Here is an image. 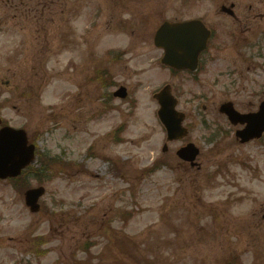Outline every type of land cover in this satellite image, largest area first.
<instances>
[{
    "label": "rangeland",
    "instance_id": "rangeland-1",
    "mask_svg": "<svg viewBox=\"0 0 264 264\" xmlns=\"http://www.w3.org/2000/svg\"><path fill=\"white\" fill-rule=\"evenodd\" d=\"M223 1L237 3L236 23L217 17ZM194 16L217 28L222 44L215 42L210 49L217 59L210 66L212 74L205 76L209 81L212 76L211 83L204 79L202 88L192 82L182 87L179 110L193 111L196 103L186 101H197L200 89L207 92L210 107L199 118H187L185 123H194L188 138L169 143L162 152L165 135L154 117L157 105L150 93L167 80L170 84L177 80L156 65L160 52L150 33L164 19ZM116 19L128 22L123 33L114 32ZM240 20L248 24L240 25ZM33 23L41 33L35 35ZM69 29L76 43H69L73 37ZM229 29L236 38L227 36ZM262 39L264 0H0L3 119L24 127L29 136L35 134L41 153L82 166L67 174L59 173V165L53 167L55 178L45 183L43 209L35 214L25 207L23 195L0 182V264H126V259L128 264H264V250L256 253V247L264 249V223L256 227L264 212V146L239 147L230 139L223 140L219 149H200L197 161L202 171L193 175L182 172L175 156L189 139L207 147L200 123L223 120L217 111L219 102L231 100L248 112L264 99V52L245 46ZM121 48L124 60L105 56ZM37 54L45 57L38 61L42 70L33 74ZM226 66H237L241 72L235 90L214 85L213 77ZM98 69L131 88L130 102L116 99L114 108L102 115H95L102 109L100 94L109 88L96 79L90 81ZM218 81L228 79L220 76ZM25 90L32 92V99L22 100ZM50 113H55V120ZM122 123L126 126L119 136L127 131L123 138L127 141L119 145L112 140V129ZM93 143L94 156L89 157ZM152 157L168 160L171 167L139 185L145 179L139 170ZM114 159L131 178L111 168ZM241 160L251 168H240ZM219 163L225 165L226 175L203 186L202 178ZM174 190L176 205H172ZM208 204H215L223 214L217 221L221 229L211 236L201 228L212 221L216 210ZM130 208L137 212L128 223L115 220L118 211ZM239 220L245 232H238ZM175 224L181 232L173 228ZM249 224L255 226L256 237L247 236ZM123 235L130 236L127 243ZM35 236L44 237L49 247L44 258L33 257L39 249ZM91 237L99 243L88 254L80 252L81 244ZM27 256L32 257L29 263L24 262Z\"/></svg>",
    "mask_w": 264,
    "mask_h": 264
},
{
    "label": "water",
    "instance_id": "water-1",
    "mask_svg": "<svg viewBox=\"0 0 264 264\" xmlns=\"http://www.w3.org/2000/svg\"><path fill=\"white\" fill-rule=\"evenodd\" d=\"M195 29L202 30V28L201 27H197L196 24L193 27L190 28V30H195ZM5 132L8 133V134L9 133H13V132L10 131V129L6 130ZM13 134L19 135V136L21 135L22 143H26L24 132L18 131V132H15ZM7 175H9V174H7ZM37 198H38L37 192L31 191V192L28 193V197L26 198V204L31 207V211H36L37 208H38L37 205H36Z\"/></svg>",
    "mask_w": 264,
    "mask_h": 264
},
{
    "label": "flooded vegetation",
    "instance_id": "flooded-vegetation-1",
    "mask_svg": "<svg viewBox=\"0 0 264 264\" xmlns=\"http://www.w3.org/2000/svg\"><path fill=\"white\" fill-rule=\"evenodd\" d=\"M242 23V21H240V24Z\"/></svg>",
    "mask_w": 264,
    "mask_h": 264
}]
</instances>
